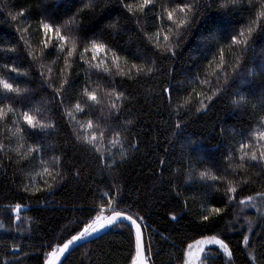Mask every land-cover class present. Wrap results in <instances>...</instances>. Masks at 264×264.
Returning a JSON list of instances; mask_svg holds the SVG:
<instances>
[{"label":"snow or ice","instance_id":"obj_1","mask_svg":"<svg viewBox=\"0 0 264 264\" xmlns=\"http://www.w3.org/2000/svg\"><path fill=\"white\" fill-rule=\"evenodd\" d=\"M167 4L168 7H165L162 0H139L138 4L121 0L125 17L137 26L136 30L144 41L137 51L121 49L115 42L121 35L119 21L97 32L98 23L107 20L110 11V6L100 0H76V6L63 14L54 12L48 0H28L17 14L9 13L18 35L15 43L5 49L13 54L9 58L11 66L9 63L3 65L15 82L0 78L3 88V94H0V156L21 165V172L31 169L21 180L22 187L16 190L19 200H31L33 197L39 200L41 197L37 193H52L65 182L63 165L75 160V156L70 154L71 143L66 146L53 142V138L59 137L61 132L85 146V151L93 155L101 174L107 170L115 180V174L123 166L127 155L125 144L129 129L124 124L132 123L127 118L121 119L131 95L125 87L129 80L155 82L157 73H161L163 79L159 95L164 97L167 110L177 117L173 127L179 129L193 100L199 105L195 109L197 112L208 111L213 100L219 101L232 94L233 84L247 76L246 57L254 51L253 33L258 28L257 35H264V20L260 18L252 21L255 27H234L223 33V38L215 37L207 48L206 65H198L194 71L185 74L184 81L177 80L175 65L161 71L158 63L175 61L178 51L183 50L181 41L201 27L207 15L214 10L217 14L228 15L252 12L256 0H167ZM259 6L264 9V0H260ZM138 14H143L144 29L139 28L141 18ZM260 16L264 17V11ZM22 20L24 25L20 24ZM33 21L38 37V55L25 38ZM162 27L163 32L160 30ZM62 29H66L67 34ZM146 31L152 35H146ZM173 36L176 37L175 42ZM226 49L231 51V58ZM16 60L21 63L16 64ZM21 68L24 70L21 71ZM81 69L84 70L83 76ZM261 70L264 71V67ZM221 79L223 84H220ZM37 83L39 87L35 86ZM197 88H207L212 95L203 90L197 91ZM235 95L237 98L232 103L237 108H246L247 99L238 91ZM261 101L264 102V94ZM97 113L99 118H96ZM238 136L239 139L236 134L232 136L234 144L225 141L227 147L218 159L211 158V167L217 173L211 177L212 183L206 182V169L200 173L199 182L192 181L195 194L212 206L205 209L200 217L201 223L207 222L206 232L186 244L187 259L182 256L181 264H208V257L204 254L206 249L212 250L211 246H216V255H220L222 250L230 260L233 258L229 237L214 234L219 223L230 214L229 206L232 209L237 206L256 208L260 213L261 233L258 238L252 231L253 222L246 215L247 228L239 219L230 223L234 231L243 230L241 237L246 248L253 247L252 241L255 240L264 256V211H261L264 209V190H256L250 172V169H258L256 177L264 181V131L253 134L241 130ZM64 139L67 140L68 136ZM138 143L129 144V147L139 151ZM160 163L164 164V161ZM193 163L189 155L186 163L182 158L181 167L192 172ZM195 163L205 167L209 160L202 158ZM34 165H38V170ZM33 171L42 178L41 184H33ZM76 175H79L78 171ZM229 176L232 178L228 179ZM219 185L223 186V192H220ZM110 188L112 195L104 193L106 204H101L100 211L92 218L82 221V227L75 234L47 245L50 250L45 254L44 264H66L64 258L78 242L88 240L118 222L123 226L125 221L128 222L126 226L134 252L128 257L130 264H150L151 258L146 256V244L150 243V239L146 241L143 234L144 216L134 217L123 210L120 205L124 201L119 189L115 184ZM245 192L251 194L243 195ZM175 195L180 196L178 186ZM217 202L224 206H215ZM180 203L182 207L177 212L182 211L187 200ZM28 207L27 203L20 202L8 205L7 210L15 214L9 217L10 221L19 223L6 227L0 222V228L22 234L26 229L23 228L21 212ZM92 211L95 212L94 209ZM176 218L172 217L173 220ZM245 232L248 234L245 235ZM12 239L13 243L7 244L5 238L0 237V245L8 249L5 255L9 257L3 264H24L22 249L15 242L17 238L14 236ZM253 259L256 257L253 256Z\"/></svg>","mask_w":264,"mask_h":264},{"label":"trees","instance_id":"obj_2","mask_svg":"<svg viewBox=\"0 0 264 264\" xmlns=\"http://www.w3.org/2000/svg\"><path fill=\"white\" fill-rule=\"evenodd\" d=\"M100 2L108 4L110 11L108 19L98 23L97 32L100 33L106 25L119 21L121 35L115 42L121 49L130 51L141 49L144 41L136 30L137 26L125 17L121 0H100ZM123 2L138 4L139 0H123ZM162 2L168 7L167 0ZM27 3L28 0H0V78L9 79V82L13 83L15 82L13 77L3 68L13 56L5 49L15 43L18 35L14 30L16 24L10 20L9 13L17 14ZM48 3L54 12L61 14L76 6V0H48ZM259 3L260 0H256L252 12L239 15L217 14L214 10L207 15L201 27L181 41L183 50L178 51L177 59L165 64L158 63V67L163 71L175 65L177 80L184 81L185 74L194 71L198 65H206L207 48L215 37L223 38L222 34L234 27L244 29L248 26L255 27L252 21L257 18L264 20V17L260 16L264 9ZM138 15L141 18L139 28L144 29L143 14ZM24 23L23 20L20 21L21 25ZM62 30L67 34L66 29ZM160 30L163 32L164 28ZM35 31L36 24L33 21L31 30L25 38L29 40L32 50L38 55L36 46L38 37ZM258 31L257 28V32L253 33L254 51L249 52L246 57L247 76L233 84L232 94L225 95L219 101L213 100L208 111L197 112L195 109L199 105L193 100L179 129L173 127V121L177 117L172 116L167 110L164 97L159 95L160 81L163 79L161 73H157L155 82L143 79L140 82L131 80L127 82L125 87L131 95L121 119L127 118L132 123L124 124V127L129 129L125 144L127 155L123 166L115 174V180L107 170L103 175L101 174L93 155L85 151V146L74 137L61 132L59 137L53 138V142L63 143L66 146L71 143L70 154L75 156V160H69L63 165L65 182L52 193H37V196L41 197L39 200L33 197L31 200L21 201L16 190L22 187L21 180L31 169L21 172V165L0 156V222L6 227H14L19 223L10 221L9 217L15 214L7 210L8 205L20 202L30 206L21 212L23 228L26 229L22 234L0 228V237L5 238L7 244L13 243L14 236L17 238L15 242L22 249L21 257L24 264H44L45 254L50 250L47 245L53 241L60 242L70 238L82 227V221L89 220L99 212V206L107 202L104 193L108 192L112 195L110 188L112 184L119 189L124 201L120 207L134 217L144 216L145 238L146 241L150 239V243L146 244L147 256L151 258L150 264H181V257L183 256L184 260L186 258V244L192 242V239L199 238L200 233L206 232L207 222L201 223L200 217L205 209L212 206L195 194L192 181L199 182L200 173L206 169L208 172L206 182L212 183L211 177L217 173L211 167V158L218 159L221 156L227 147L226 140L228 143H235L232 140L234 134L239 139L238 133L241 130L253 134L264 131V102L261 101V95L264 94V71L261 70L264 67V35H257ZM145 34L152 35L147 31ZM104 36L107 39L106 33ZM175 41L176 37L173 36V42ZM161 43H164L162 39ZM226 54L231 58L230 50L226 49ZM15 63L21 62L16 60ZM23 70L21 68V71ZM80 74L84 75L83 69ZM220 84H223V79ZM35 86L39 87L38 83ZM196 90H203L207 95H212L207 88ZM237 91L247 99L246 108H237L232 103L237 98L235 95ZM0 94H3L2 85H0ZM96 118H99L98 113ZM66 135L67 140L64 139ZM137 141L139 151L129 147V144H136ZM189 155L194 161L192 172L181 167L182 158L186 163ZM117 158L119 159V156ZM202 158L209 160L205 167L195 163ZM160 161H164V164ZM33 167L38 170V165ZM77 171L79 175H76ZM250 172L256 190H264V181L256 177L258 169H250ZM32 176L34 185L42 183V178L37 177L34 171ZM177 186L180 191L179 197L175 195ZM218 187L220 192H223V186ZM237 187L239 188L240 185L237 184ZM247 194L251 193H243V195ZM181 200H187V204L183 205L181 212H177V209L182 207ZM215 206L224 205L217 202ZM93 209L95 212L92 211ZM242 209V206H237L235 209L229 206L230 214L219 223L214 233L226 234L229 237L233 258L230 260L222 251L220 255H216V249H212L207 255L208 264H264L260 246L253 240V247L246 248L242 243L243 230L234 231L230 223L239 219L247 228L248 225L244 220L246 215L253 222L252 231L257 234V238L259 237L261 217L247 214ZM173 216L177 218L173 220ZM7 251V248L0 245V264L9 258L5 255ZM25 253L27 255H24ZM130 253L134 254L129 229L126 225H119L98 240L77 248L67 257L66 264H130L128 260ZM253 256L256 259H253Z\"/></svg>","mask_w":264,"mask_h":264},{"label":"water","instance_id":"obj_3","mask_svg":"<svg viewBox=\"0 0 264 264\" xmlns=\"http://www.w3.org/2000/svg\"><path fill=\"white\" fill-rule=\"evenodd\" d=\"M127 223H128V222L125 221V222H124V225H127ZM119 225H121V224L118 222L117 224L112 225L111 227L107 228L106 230H103V231L99 232L98 234L93 235V236H92L91 238H89L88 240H82V241L78 242V243L74 246V248H73V250L71 251V253H72L73 251H75L77 248H79V247H81V246H83V245H86V244H89V243H91V242H94V241L98 240L99 238H101V237H103L104 235L108 234L113 228H115V227H117V226H119ZM143 234H144V237H145L144 229H143ZM71 253H70V254H71ZM70 254H68L64 259L66 260L67 257H68ZM146 256H147V247H146Z\"/></svg>","mask_w":264,"mask_h":264},{"label":"rangeland","instance_id":"obj_4","mask_svg":"<svg viewBox=\"0 0 264 264\" xmlns=\"http://www.w3.org/2000/svg\"><path fill=\"white\" fill-rule=\"evenodd\" d=\"M242 208L247 214L251 213V214H254L255 216L261 217L260 213L257 212L256 208H251V207H246V206H242ZM261 211H264V209H261ZM211 249H216V246H211ZM220 251H222V250H220ZM224 254L227 256L226 253H224ZM204 255H209V250L208 249H206V252H205ZM186 259H187V256H186L185 260Z\"/></svg>","mask_w":264,"mask_h":264}]
</instances>
